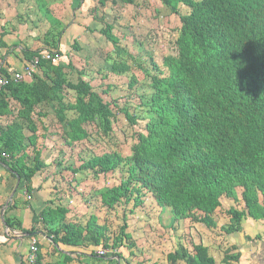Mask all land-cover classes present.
Here are the masks:
<instances>
[{
  "label": "trees",
  "instance_id": "16d2710c",
  "mask_svg": "<svg viewBox=\"0 0 264 264\" xmlns=\"http://www.w3.org/2000/svg\"><path fill=\"white\" fill-rule=\"evenodd\" d=\"M106 1L98 0V4L103 6ZM120 1L134 4V0ZM159 1L179 17L180 26L172 39L174 50L162 57L161 64L148 56V68H144L133 56L126 55L146 78V83L139 85L131 74L126 84L134 93L139 87L138 108L145 121L143 130L134 131L130 155L122 157L112 148L100 154L85 155L81 151L78 165L62 161L56 165L68 170L77 185L84 171L94 177L118 171V184L95 192L105 209L131 203L128 213H133L149 197L174 221L188 219L214 228V213L225 208L229 219L220 231L238 232L246 218L264 220V0ZM47 32L45 51L61 54L57 45L64 32H56V37L52 31ZM100 33L113 45L110 72L129 73L131 65L123 55L119 38L104 29ZM71 46L78 49L76 39ZM41 51L26 49L27 62L35 56L40 58ZM72 71L77 74L74 82L68 77ZM82 75L70 61L62 65L40 59L29 80L12 83L0 93V115L7 111L8 97L17 100L21 106L19 117L26 120V131L30 133L25 138L17 123L0 127V159L24 181L28 194L31 178L45 167L37 144L40 137L44 138L37 134L36 123L46 117L42 104L53 110L55 125L61 127L60 138L68 148L93 136L88 125L94 126L96 136H113L117 112L129 125L137 124V111L126 104L117 106L112 98L105 99L113 85L107 84L104 89L100 86L98 91ZM84 193H76L83 205L88 200ZM73 199L71 203L78 202ZM225 202L227 206H223ZM69 211L75 213L76 209L51 200L33 214L32 223L39 224L54 244L114 251L103 256L90 251L95 262L102 258L107 264H118L115 258L124 259L120 248L132 255L135 243L127 231L126 215L118 235L109 237L106 225L99 224L95 214H89L81 225L66 218ZM4 221L10 226L7 218ZM238 257V253L225 251L219 264H237ZM166 258L170 263L182 260L185 264H216L202 243L192 244V252L178 244ZM70 260V256L64 257V262ZM33 264H42L37 252ZM135 264L147 263L142 260Z\"/></svg>",
  "mask_w": 264,
  "mask_h": 264
},
{
  "label": "rangeland",
  "instance_id": "374dc122",
  "mask_svg": "<svg viewBox=\"0 0 264 264\" xmlns=\"http://www.w3.org/2000/svg\"><path fill=\"white\" fill-rule=\"evenodd\" d=\"M78 1L0 0V7L4 10L5 16L16 15V17L26 18V30H31L35 35L39 33L43 35L45 31H52L56 37V32H64L61 37H63V43L67 48L62 53L63 57L59 63L65 65L70 61L76 70L83 72L82 76L89 80L98 91H100V86H103L101 89H104L107 84L113 85L105 99H114L117 106L126 104V107L133 109V112L137 111L139 118L137 124L131 126L124 115L117 112L113 136L111 134L109 138L96 136L94 126L88 125L89 134L93 136L87 141L75 143L71 148L62 143L61 127L55 125L53 115L37 119L36 123L40 130L39 137L44 136L38 140L39 148L44 149V159L50 161L54 166V170H46L44 175L53 176L54 186L52 187L57 189V191L55 190L57 193L64 194L62 202L68 203L76 209L72 215L73 219L76 218L83 223L89 214H95L99 222L105 223L108 234L112 237L118 235L121 219L123 215H126L129 225L127 231L131 232L133 238L140 235L144 237L142 239L143 247L133 248L135 256L143 259L147 264L151 261L167 264L165 256L172 247V239L168 236L167 230L170 231V227L173 226L169 221L167 211H160L149 197L145 205L134 209L133 213H128L131 203H120L111 210L105 209L101 206L99 197L95 196V192L100 187L118 184L120 180L118 171L98 177L84 171L79 176L81 183L77 185L73 182L71 173L66 170L62 171V167L56 166V163L62 161L65 165L69 163L78 165L77 155L81 151L85 155L100 154L112 148L122 157L130 155V148L134 143V131L143 130L145 121L138 108L139 100L136 94L140 92L139 87L134 93L126 88V84L131 74L139 85L146 83L143 71L137 69L131 56L144 68H148V56H151L157 64H161L162 57L174 50L172 39L180 26L179 17L172 14L159 0H134V4H125L120 0L113 3L111 0H107L103 6L98 4V0H83L80 4ZM183 11H185L184 7L181 8V12ZM101 29L109 31L119 38L121 46L124 47L123 55L131 65L129 73L116 75L110 72L114 49L112 43L100 33ZM70 37L76 38L78 49H73ZM127 54L131 55L130 58L126 56ZM68 75L69 79L73 82L76 81V71L68 72ZM68 99L73 101L71 95L68 96ZM55 191L52 190L53 195H55ZM78 191L86 194L88 200L84 205L81 203L80 197H76ZM237 192L239 195V188ZM73 198L78 202L71 203ZM223 206H227V202ZM224 212H221V215L224 216ZM224 219L225 217H220L217 214L216 226L210 233L204 227L195 225L207 237L210 246L215 245L217 243L215 241L219 240L215 233L219 232L217 228L225 222ZM178 223V221L177 224L174 222L176 227L179 226ZM119 252L130 264L136 263V258L130 257L126 249L120 248ZM101 263L105 264V260L102 258ZM125 263V260H122V264Z\"/></svg>",
  "mask_w": 264,
  "mask_h": 264
},
{
  "label": "crops",
  "instance_id": "0c3cea01",
  "mask_svg": "<svg viewBox=\"0 0 264 264\" xmlns=\"http://www.w3.org/2000/svg\"><path fill=\"white\" fill-rule=\"evenodd\" d=\"M46 32L47 31H45V33ZM44 34L41 35V33H39L35 35L31 30H26V18L16 17V15H11L10 17L5 16L4 10L0 7V38L4 43V45L0 46V73L5 72L10 74L16 71H22L29 63L24 53L26 49L36 50L41 48V53L45 51ZM70 38L71 41L76 39L75 37ZM62 39L63 37L58 38L57 45L58 50L61 51V58L63 57L62 53H64L65 48H67ZM26 79L29 80L30 78L25 77L22 81L26 82ZM8 99L7 111L5 114L0 115V127L5 129L11 123L20 124L22 126V134L26 138L30 133L26 131V120L19 117L21 106L17 100L10 97H8ZM40 108L46 117L53 115L54 118V112L49 105L42 104ZM39 132L40 130L37 126V134ZM29 149L31 148H28V152ZM43 150L41 149L40 152L45 167L41 171L36 172L31 178L32 190L29 194L26 192L24 181H18V175L0 159V264L24 263L29 255V243L33 238L37 240V253L42 256V264H102L101 261L95 262L90 257V251L95 253L99 247H73L61 243L54 244L50 238L42 233L39 224L32 223L33 214H38L42 211L51 200L54 201L55 204L62 203L64 206H67L68 209L71 207L68 203L62 202L64 194L57 193V189H53V176L44 175L46 170H54V166L50 161L44 159ZM52 190H56L54 193L55 195H53ZM28 196H30L29 199L27 198ZM224 211V209L218 208L213 216L215 223L217 214H219L220 217H225V222L217 228L219 232L215 233L216 238L219 240L215 241L217 243L213 246H210L207 237L196 228L195 225L198 223L183 219L178 221L179 226L176 227L174 222L177 224V221H173L171 216H169V221L173 226L170 227V231H167L168 236L172 239V247L166 255L173 252L178 244L183 245L192 252V244L202 243L208 247L209 255L214 259L216 264L221 262L225 251L228 250L239 254L237 264H264V220L246 218L241 223L240 231L224 234L220 231V227L226 224L229 219V216ZM221 212H224V216L221 215ZM72 215L73 213L69 211L66 214V218L69 221L81 225L86 223V221L81 223L76 218L73 219ZM5 218L9 220L10 226L6 225L4 221ZM98 223L105 224L104 222H99V220ZM193 225L194 227H192ZM198 225L204 227L209 233L210 231H214L213 228H207L202 224ZM106 233L108 234V232ZM143 238L144 237L141 235L137 238L132 237L135 248L143 247ZM133 248L132 255H129V252L128 255L130 257L133 256L134 259L136 258V262L142 261L143 259H139L135 256L133 252L135 248ZM142 254L144 253L142 252ZM145 254H147L146 251ZM65 256H70L71 260L64 262ZM109 257H111V255H109L108 258ZM115 259H117L118 264H122V260L129 262L126 258L122 260L118 258ZM104 260L105 264H107V259ZM165 261L167 264H185L182 260L170 263L166 256ZM152 262L154 261L148 264Z\"/></svg>",
  "mask_w": 264,
  "mask_h": 264
},
{
  "label": "built area",
  "instance_id": "2783aa9c",
  "mask_svg": "<svg viewBox=\"0 0 264 264\" xmlns=\"http://www.w3.org/2000/svg\"><path fill=\"white\" fill-rule=\"evenodd\" d=\"M40 59L50 61L52 64H56L61 59V54L58 51L51 50V51H43L40 54V58L38 56L33 57V59L23 68L22 71H16L7 75L0 74V93L5 90L7 86L12 83H17L22 81L23 79L30 78L36 71L37 66ZM2 156H6L2 153ZM28 199L30 196L27 197ZM38 251L37 240L36 238L31 239L29 243V255L27 257V263L33 264L35 261V255ZM114 252L113 250L109 251L105 248H99L95 251L96 255L103 256L107 253Z\"/></svg>",
  "mask_w": 264,
  "mask_h": 264
},
{
  "label": "water",
  "instance_id": "95a60500",
  "mask_svg": "<svg viewBox=\"0 0 264 264\" xmlns=\"http://www.w3.org/2000/svg\"><path fill=\"white\" fill-rule=\"evenodd\" d=\"M18 179V178H17ZM18 181H19V179H18Z\"/></svg>",
  "mask_w": 264,
  "mask_h": 264
}]
</instances>
